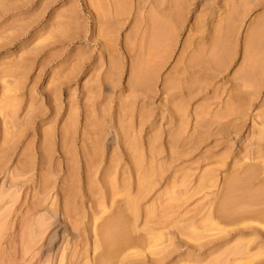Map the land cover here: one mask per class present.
Wrapping results in <instances>:
<instances>
[{"label": "rangeland", "instance_id": "obj_1", "mask_svg": "<svg viewBox=\"0 0 264 264\" xmlns=\"http://www.w3.org/2000/svg\"><path fill=\"white\" fill-rule=\"evenodd\" d=\"M263 203L264 0H0V264H264Z\"/></svg>", "mask_w": 264, "mask_h": 264}, {"label": "bare ground", "instance_id": "obj_2", "mask_svg": "<svg viewBox=\"0 0 264 264\" xmlns=\"http://www.w3.org/2000/svg\"><path fill=\"white\" fill-rule=\"evenodd\" d=\"M166 4H167V3H166ZM182 4H183L184 6H186V5H185V2L182 3ZM177 5H179V4H177ZM190 5H191V4H190ZM182 8H183V7H182ZM185 8H186V7H185ZM187 8H188V6H187ZM184 10H187V9H184ZM164 11H165V10H164ZM166 11H167V10H166ZM181 11H182V9H181ZM188 11H189V10H188ZM162 12H163V11H162ZM172 15H173V14H172ZM168 16H169V15H168ZM172 17H173V16H171V17L169 16V18H172ZM177 17H178V16H177ZM173 18H174V17H173ZM172 20H173V19H172ZM233 191H234V190H233ZM235 191H236V190H235ZM239 191H240V190H239ZM236 193H237V192H236ZM233 194H234V193H233ZM255 194H256V193H255ZM230 195H231V194H230ZM261 196H262V195H261ZM262 199H263V198H262ZM254 200H255V199H254ZM225 202H226V201H225ZM252 202H253V201H252ZM254 202H255V201H254ZM256 202H257V201H256ZM256 202H255V203H256ZM245 204H246V203H245ZM245 204H244V206H245ZM263 204H264V203H263ZM241 205H242V203H241ZM255 205H256V204H255ZM237 206H238V205H237ZM239 206H240V205H239ZM248 206H249V205H248ZM256 206H257V205H256ZM258 206H259V204H258ZM228 207H229V206H228ZM232 208H233V207H232ZM225 209H226V208H225ZM238 209H239V208H238ZM220 210H221V209H220ZM241 210H243V209H241ZM241 210H240V211H241ZM245 210H246V206H245ZM224 211H225V210H224ZM218 212H219V211H218ZM244 212H245V211H244ZM244 212H242V214H243ZM226 213L229 215L230 219H232V218L235 219V218H239V217L241 218V216H243V215H240L239 211L237 210V207H235V208H233V209L226 210ZM249 213H250V212H249ZM246 214H247V213H246ZM239 215H240V216H239ZM247 215H248V214H247ZM247 215H244V216H245V217H244L245 219H246V216H247ZM222 216H223V215H222ZM254 216H255V215H254ZM257 216L260 217L262 220H264V213L261 214L260 216H259V215H257ZM224 218H225V216H224ZM242 218H243V217H242ZM242 218H241V219H242ZM247 218H248V217H247ZM241 219H239V220L241 221ZM257 219H258V218H257ZM257 219H256V220H257ZM261 219H259V220H261ZM227 220H228V218H227ZM121 221H122V220H121ZM229 221H230V220H229ZM232 221H233V220H232ZM232 221H230L229 223H231ZM234 221H235V220H234ZM234 221H233V223H235ZM262 222H263V221H262ZM114 223H115V222H114ZM116 223H117V220H116ZM122 223H123V222H122ZM122 223H121V224H122ZM119 224H120V223H119ZM235 224H236V223H235ZM115 225H116V224H115ZM117 225H118V224H117ZM118 227H119V225H118ZM120 228H121V227H120ZM119 230H120V229H119ZM119 230H118V231H119ZM121 230H122V228H121ZM109 232H110V231H109ZM122 232H125V230H124V231L122 230ZM122 232H121V231L116 232V231L114 230V235L116 234V236L113 235L115 238H114L113 241L111 242L112 244H111V243L109 244L110 246H108V244H107V250H106L107 252H106V255L108 254L109 256L107 255L106 257H108V259H109L110 256L112 257V256H114L115 254H117V253L119 252V251L116 250V247H115V250H114V248H112L113 244L119 246V245L123 244V242L125 241V238H126V241H125V242H126V244H127V240H128V239H127V235H126L125 233H122ZM112 233H113V232H112ZM110 236H111V235H110ZM110 238H112V236H111ZM107 239H108V238H107ZM107 239H106V240H107ZM109 241H110V240H109ZM125 242H124V243H125ZM118 246H117V247H118ZM122 246H124V244H123ZM120 247H121V246H120ZM118 250H119V249H118ZM120 250H121V248H120ZM121 251H122V250H121ZM120 253H121V252H120ZM106 257H105V258H106ZM105 258H104V260H105ZM112 258H113V257H112ZM112 258H111V259H112ZM117 258H118V256H117ZM108 259H107V260H108ZM101 260H103V258H102ZM107 260H106V261H107ZM107 262H108V263H105V262L103 261L102 264H109L110 261H107ZM119 262H120V261H119ZM113 264H114V263H113ZM116 264H117V263H116Z\"/></svg>", "mask_w": 264, "mask_h": 264}, {"label": "crops", "instance_id": "obj_3", "mask_svg": "<svg viewBox=\"0 0 264 264\" xmlns=\"http://www.w3.org/2000/svg\"><path fill=\"white\" fill-rule=\"evenodd\" d=\"M185 3H186V2H185ZM185 5H186V6L183 5V7H184V9H185V7H186V9H187L186 11H188L189 8H187V6L189 7V5H188L187 3H186ZM191 5H192V4H191ZM191 5H190V6H191Z\"/></svg>", "mask_w": 264, "mask_h": 264}]
</instances>
